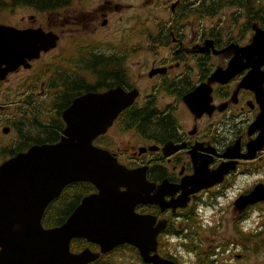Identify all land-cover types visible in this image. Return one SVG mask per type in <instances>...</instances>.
Returning a JSON list of instances; mask_svg holds the SVG:
<instances>
[{"label":"flooded vegetation","instance_id":"flooded-vegetation-1","mask_svg":"<svg viewBox=\"0 0 264 264\" xmlns=\"http://www.w3.org/2000/svg\"><path fill=\"white\" fill-rule=\"evenodd\" d=\"M1 11L0 26L14 36L31 34V48L10 70L6 64L16 60L0 59V166L59 142L62 113L78 98L136 92L93 145L126 169H141L150 197L162 191L165 202L175 200L192 189L182 184L195 182L198 170L207 183L184 207H135L158 229L151 256L172 264H264V80L259 88L257 77L250 81L264 75V64L257 74V58L244 54L255 32L264 31V0H60L52 11ZM49 33L56 39L44 50ZM240 52L246 67L221 80ZM75 185L46 206L45 229L55 216L64 223L80 204ZM119 251V261L112 260ZM108 259L147 264L130 245Z\"/></svg>","mask_w":264,"mask_h":264},{"label":"water","instance_id":"water-1","mask_svg":"<svg viewBox=\"0 0 264 264\" xmlns=\"http://www.w3.org/2000/svg\"><path fill=\"white\" fill-rule=\"evenodd\" d=\"M10 32L15 30L0 26V43L3 38H7L6 43H9ZM261 34L260 38L258 35ZM43 35L50 37L43 48L46 50L54 45L56 37L50 33ZM25 41L23 39L22 44ZM263 45L264 31L258 30L251 44L244 47L253 46L250 51L253 59L257 57V74L262 73L258 68L264 64ZM40 50L33 54L37 55ZM248 53L249 50L244 54L248 56ZM0 54L6 55L1 50ZM243 57V53H238L237 64L221 80L229 79L246 67L247 58ZM21 60L22 57L18 56L15 64L6 65L10 70V66L15 68ZM228 67L217 74L226 73ZM252 71L253 68L249 73ZM256 77L255 85L259 88L264 75L260 79L254 75L250 81ZM135 97L136 92L125 93L116 89L78 98L62 113L66 128L59 142L34 146L0 166V264H90L122 245L136 248L147 264H172L151 256L156 250L158 229L152 228L150 216L138 215L134 209L143 203H155L162 210L184 207L187 196L207 183L204 184L203 172L198 170L195 182L182 184V189L189 185L193 186L192 189L185 190L175 200L165 202L162 191L155 197L148 195L152 186L145 180L141 169L128 170L119 165L108 151L93 145L95 138L107 131ZM77 106L80 108V120L92 118L89 111L81 110L85 106L94 107L98 111V119L92 118L94 121L90 124H74V117L68 120L67 116L75 112ZM74 183H89L96 193L84 197L61 226L44 229L41 220L46 206L58 198L65 187ZM74 239L96 245L98 252L89 248L79 253L70 252V242Z\"/></svg>","mask_w":264,"mask_h":264},{"label":"trees","instance_id":"trees-1","mask_svg":"<svg viewBox=\"0 0 264 264\" xmlns=\"http://www.w3.org/2000/svg\"><path fill=\"white\" fill-rule=\"evenodd\" d=\"M60 0H0V10H6L9 8H12L13 6H29L37 11H43V10H56V6H58ZM138 119V114L133 113L129 116L130 124H135V120ZM75 185V184H74ZM76 188H78L77 192H79V196H77L74 199L81 200L84 196L89 195L94 189L90 184L87 183H79L75 185ZM78 204V203H77ZM76 205V204H75ZM73 206V208L75 207ZM72 208V209H73ZM69 208L66 213L69 212ZM65 214V213H64ZM61 216H55L53 219H50L48 222H46L44 225L48 227H55L59 226L63 223L64 219H61ZM87 247V244L83 240H77L74 241L71 245V251L73 252H79L82 249ZM92 247V246H91ZM90 247V248H91ZM92 250H95L91 248ZM106 256L100 257L97 261L93 262L92 264H106L105 260Z\"/></svg>","mask_w":264,"mask_h":264},{"label":"bare ground","instance_id":"bare-ground-1","mask_svg":"<svg viewBox=\"0 0 264 264\" xmlns=\"http://www.w3.org/2000/svg\"><path fill=\"white\" fill-rule=\"evenodd\" d=\"M30 36H31V34L27 35L28 38H25L24 35H15L14 36V35L10 34L8 36L9 37L8 38V40H9L8 44L6 43L7 38H5V39L3 38V40H1L2 42L0 43V50L3 51V53L6 54V55L0 54L1 61L10 59L11 57L13 58L12 60H16L18 58V56L22 57V54L19 55L21 53V51L28 50V49L31 48V43H30L31 37ZM258 36L261 38L263 36V34L258 35ZM36 38H41V37L36 35ZM49 38L50 37H46V36L42 37V41H43V43L45 42V45L48 44V39ZM23 39L26 40L24 44H22ZM7 46L9 48H11V50H9V48H7ZM251 47H253V46H251ZM251 47L245 48V50L246 51L249 50V53H251V51H250ZM78 109H80L78 106L75 107V109H74L75 112H73V113L70 112L68 114V116H67L68 120H70L71 118L74 117V120H73L74 124L79 125V126L84 124V122H87V124H90L91 122L94 121V119H95V121L98 119V111L94 107L85 106V107L81 108V110L89 111V113H91V115H92V118H94V119H92V118L88 117V118H85L83 121L79 119V115L78 114L80 112L78 111ZM99 111H101V109Z\"/></svg>","mask_w":264,"mask_h":264},{"label":"rangeland","instance_id":"rangeland-1","mask_svg":"<svg viewBox=\"0 0 264 264\" xmlns=\"http://www.w3.org/2000/svg\"><path fill=\"white\" fill-rule=\"evenodd\" d=\"M7 10H8V9H7ZM7 10H3V11H1V12H2V13H8ZM6 18L9 19V17H7V16H6ZM122 138H123V137L121 136L120 139H122ZM126 253H128V252H126ZM114 255H115V254H114ZM114 255H113V256H114ZM122 255H123L122 252L119 251V253H117V255H115L114 257L112 256L111 259H112V260H113V259L115 260V258H117L118 261H119L120 258H118V256L122 257ZM125 255H126V254H125ZM129 255H130V254L128 253L127 256H129ZM105 260H109L108 257H106ZM115 261H116V260H115ZM126 263H127V262H126L125 260L120 262V264H126Z\"/></svg>","mask_w":264,"mask_h":264}]
</instances>
